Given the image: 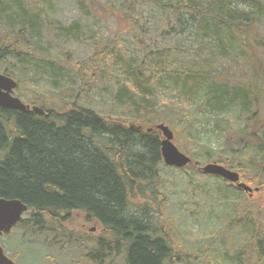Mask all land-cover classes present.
I'll return each mask as SVG.
<instances>
[{
    "label": "trees",
    "instance_id": "obj_1",
    "mask_svg": "<svg viewBox=\"0 0 264 264\" xmlns=\"http://www.w3.org/2000/svg\"><path fill=\"white\" fill-rule=\"evenodd\" d=\"M140 4L157 7L161 35L172 46L141 55L98 48L89 67L74 62L69 68L63 61H72L70 54L63 46L56 52L55 43L78 36L79 24L51 20L42 3L0 0V73L35 92L33 102L48 114L0 107V198L28 207L17 228L25 240L67 250L82 264L202 262L180 254L159 207L169 167L162 136L148 132L155 122L167 121L177 136L186 124L194 143L200 135L193 134L194 123L204 109L233 115L242 128L224 129L217 120L224 143L209 161L264 186V0H135L122 16L139 24ZM105 74L118 86L117 115L88 100ZM163 90L175 100L160 105ZM194 162L169 169L215 177ZM219 184L236 197L222 198L235 217L218 233V264H264V223L242 190L224 179Z\"/></svg>",
    "mask_w": 264,
    "mask_h": 264
},
{
    "label": "rangeland",
    "instance_id": "obj_2",
    "mask_svg": "<svg viewBox=\"0 0 264 264\" xmlns=\"http://www.w3.org/2000/svg\"><path fill=\"white\" fill-rule=\"evenodd\" d=\"M31 3H42L44 13L49 18L62 26L70 27L73 24L81 26L79 35L71 38L61 37L60 42L55 43V51L60 47L70 54L72 61H63L67 67H72L74 62L82 63L89 67L91 60L98 48H109L111 50L123 51L127 54L144 50H157L164 46H172L173 41L162 37L160 31L159 15L157 7L148 4H140L138 7L139 24H134L131 19L124 18L123 10L135 0H29ZM58 27V25H57ZM59 34L54 31V37ZM143 35V37H141ZM184 37V41H186ZM114 68V61L110 63ZM122 66L119 67L121 71ZM103 78V79H102ZM98 88L88 98L90 105L99 111L117 115L122 111L114 105L113 97L118 86L116 81L102 76ZM35 92L28 87L18 88L16 95L26 104L33 106ZM175 96L163 90L160 93V105L165 102L174 101ZM58 98L52 101H57ZM53 103V102H52ZM54 104V103H53ZM36 105V104H35ZM39 105V104H38ZM50 108V107H49ZM47 108V110H49ZM217 120L224 121L222 126L238 129L242 124L237 123L231 114L219 116L210 109H204L196 117L193 134L197 130L200 135L194 143H189V133L186 124H180L176 131L167 121L155 122L167 124L175 134V143L180 150L201 167L216 161V158L224 143L225 135L219 130ZM149 127V128H151ZM223 131V128L221 129ZM236 172V171H235ZM241 181L249 185L246 178L241 175ZM221 179L215 177H202L193 171L178 173L169 168H163L162 192L166 195L164 206L159 205L163 211V218L171 224L174 229L176 241L180 247V254L184 257L192 255L202 260L203 264H218L222 257V225L231 222L235 217L231 208L227 206L222 198L236 197L233 190L225 194L221 189ZM251 188L256 189L249 185ZM157 194V188H154ZM249 203L255 208L261 221L264 223V186L260 191H254L246 195ZM233 200V199H232ZM156 204L157 200L153 201ZM139 208V206H138ZM150 208V207H148ZM79 220V217H77ZM90 230L92 228H89ZM220 232V233H219ZM101 233V232H98ZM219 233V235H218ZM23 230L16 229L8 236L1 238V244L6 254L18 264H82L73 261L69 257V251H52L41 243L25 240ZM223 234V233H222ZM194 261V262H193ZM187 261V264H201L197 260Z\"/></svg>",
    "mask_w": 264,
    "mask_h": 264
},
{
    "label": "water",
    "instance_id": "obj_3",
    "mask_svg": "<svg viewBox=\"0 0 264 264\" xmlns=\"http://www.w3.org/2000/svg\"><path fill=\"white\" fill-rule=\"evenodd\" d=\"M18 83L0 73V107L5 109L16 110L21 113L46 115V111L38 106L31 107L25 104L15 94ZM158 131L162 136L161 152L163 162L167 167L185 169L195 165L194 160L184 154L175 143V134L166 124H158L148 129V132ZM200 171L207 175L221 177L228 182L236 185L239 189L248 194L254 191L259 192L260 189H252L246 183L241 182L239 173L228 169L218 163H210L200 168ZM28 211V207L19 200H6L0 198V238L3 235L11 233L13 228L23 221V215ZM97 229H91L95 233ZM0 264H16L7 257L0 243Z\"/></svg>",
    "mask_w": 264,
    "mask_h": 264
},
{
    "label": "flooded vegetation",
    "instance_id": "obj_4",
    "mask_svg": "<svg viewBox=\"0 0 264 264\" xmlns=\"http://www.w3.org/2000/svg\"><path fill=\"white\" fill-rule=\"evenodd\" d=\"M18 228V227H17ZM17 228H15V229H17ZM14 231V230H13ZM13 233V232H12ZM16 264H18L16 261H14Z\"/></svg>",
    "mask_w": 264,
    "mask_h": 264
}]
</instances>
